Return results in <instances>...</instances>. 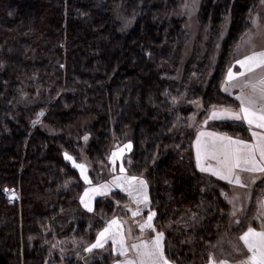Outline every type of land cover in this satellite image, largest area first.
Segmentation results:
<instances>
[{
	"label": "trees",
	"instance_id": "obj_1",
	"mask_svg": "<svg viewBox=\"0 0 264 264\" xmlns=\"http://www.w3.org/2000/svg\"><path fill=\"white\" fill-rule=\"evenodd\" d=\"M260 2L202 0L201 31L211 40L205 53L194 50L179 84L165 77L177 76L188 41L184 20L170 15L178 0H0V264L59 263L49 245L54 237L93 243L113 217L131 220L125 205H136L121 190L96 197L91 212L80 200L106 176L109 148L128 132L126 172L148 182L150 204L140 218L156 213L152 222L173 264L209 263L229 232L230 205L221 194L229 188L198 170L188 128L194 109L176 108L173 98L189 86V99H201L206 109L238 108L222 83ZM118 14L135 17L134 27L123 30ZM84 125L91 185L65 156L82 163L79 147L58 134ZM213 128L251 139L244 123L218 121ZM6 190L19 198L8 199ZM97 253L92 264L124 259L110 240L90 254Z\"/></svg>",
	"mask_w": 264,
	"mask_h": 264
},
{
	"label": "snow or ice",
	"instance_id": "obj_2",
	"mask_svg": "<svg viewBox=\"0 0 264 264\" xmlns=\"http://www.w3.org/2000/svg\"><path fill=\"white\" fill-rule=\"evenodd\" d=\"M261 3H264V0H261ZM252 24L257 31L252 32L250 30L242 38V42L247 48L246 54L237 58L235 64L228 67L222 83L225 92L230 89L239 90L236 94L239 106L234 108L232 106L217 107L214 105L208 117V119L223 118L246 122L248 130L251 131L252 140L234 138L226 133L201 130L198 132L195 141L196 166L200 171L210 172L229 184L241 187H248L241 175L242 172L264 174V47L258 48L254 40L255 35L264 33V24H261L259 18H253ZM239 47L238 45L237 51ZM235 65H239V70H233ZM175 99L174 97L173 100L175 101ZM204 123H207V120ZM84 139L87 140V137ZM125 148L131 150V141L127 143ZM124 150L121 148L111 154L109 159L113 165H115L116 159L123 156ZM65 156L67 159H72L67 153ZM73 163L84 175L86 165L75 161ZM112 170L116 171L115 167ZM119 172L120 175L113 176L111 182L106 181L85 189L80 200L88 211H93L91 201L94 196H106L111 193L113 187L127 192L135 203V208L129 204L125 205V208L132 212L133 218L141 215V205L144 208L148 207L150 204L147 194L148 182L143 177L127 175L123 164H121ZM257 178L256 175H253L252 183H255ZM84 179L91 185V181L86 175H84ZM221 194L233 205V216L237 214L238 210H242V208L237 209L236 207L238 196H229L227 192L223 191ZM117 203L119 204V201ZM258 203L261 209H264V199ZM155 215L156 213L149 209L147 217L142 221L133 219V222L141 230V237L145 229H151L155 232V236L151 239L132 237L133 242L129 244L128 239L132 233L131 227L125 230L123 224L126 222H122L118 217H113L97 234L95 242L88 244L84 251L91 253L94 249H102L110 240L113 251L124 257L123 260H116L115 264H173V261L165 255L164 233L156 231L152 222ZM258 218L262 220L260 229L257 230L255 227L249 226L239 237L248 252L246 258L239 264H264V212ZM234 249L240 250L235 245ZM209 264H229V262L226 259L217 262L210 257Z\"/></svg>",
	"mask_w": 264,
	"mask_h": 264
},
{
	"label": "rangeland",
	"instance_id": "obj_3",
	"mask_svg": "<svg viewBox=\"0 0 264 264\" xmlns=\"http://www.w3.org/2000/svg\"><path fill=\"white\" fill-rule=\"evenodd\" d=\"M201 4H202V0H178L177 9L176 10L172 9L170 12V15L172 18L174 19L179 18V19L184 20V29L188 35V41L182 52V59L180 60L179 65L177 66V72H178L177 76L175 75L172 76L170 74L165 73V77L167 79H172L178 82L179 84L184 82L185 67L188 61L190 60V58L192 57L194 50L200 49L199 51H202V54L205 53L207 51L206 43L211 40L212 34H210L207 31L204 33L210 34L211 36L210 35L205 36L202 34V31H201V25H200V19H199ZM185 5H188V7H185ZM253 18H259L261 24H264V3L260 2L258 9L253 13L252 18H251L250 30L252 32H256L257 30L252 24ZM118 19L122 23L123 30L132 29L136 21L135 17L129 18L123 14H118ZM227 31H228V27H224V29L220 33L219 38L217 39L215 43V50L213 52V59H212L213 68H215L218 63V57L221 53L222 41L226 38ZM254 40L258 48L264 47V33H259L255 35ZM239 46H240L239 50L238 51L236 50V58L240 57V55L247 52V48L243 44L242 41ZM168 68L171 71L175 67L174 65L170 64L168 65ZM188 89H189V86H186L184 87V89H182V91H180L181 95L180 97L177 98L176 101H173V105L176 108H181L183 106H191L194 109V113L188 119V128L192 129L195 135L192 149H193L194 159L196 163L195 141H196L198 132L201 130L217 132L213 128V125H215L218 121L217 119H208L212 111V108L206 109L205 104L201 99H194V100L189 99L188 95L191 94V92H189ZM222 90L224 91V88H222ZM205 120H207V123H204ZM85 128L86 126L84 125L82 128L75 127L65 132L61 130L60 132L58 131V134L61 133V134L66 135L67 137L72 139L74 143L79 147L80 153L82 156V163L86 165V172L84 175H86L89 178V180L92 182L90 178V168H92V164L89 158L87 157V153H86L87 146L90 141L87 135V130H85ZM52 133H55V132H52ZM84 137H87V140H85ZM131 138H132V133L128 132L124 139L122 140L117 139L112 143V145L109 148V157L114 151H117L118 149H121V148L125 149L123 152V156L116 159L115 165H113L112 161L108 157L107 162L104 163L102 167L103 170L105 171L104 175L106 176L102 177L100 180H98L99 182L95 183L94 185L102 184L106 181L111 182L113 176L120 175L119 168L121 164H123L124 168L126 169L127 167L126 163H129V161H131V154L133 151V143L131 141ZM129 141H131L132 143L131 150H127L125 148V146L127 145ZM67 160L73 165H74L73 161L76 162V160L73 157L71 160L70 159H67ZM113 167H115L116 171L112 170ZM77 169L81 174V170L79 168ZM198 170L200 171L199 168ZM202 173L207 174V176H211V177L221 180L220 178L212 174H209L208 172H202ZM126 174L128 175L127 172ZM84 175L81 174L83 180L86 182V180L84 179ZM258 178L255 180V183H252V177L248 178V176L244 175L243 179H244L245 184L248 185V187L232 185V184H229L227 181L222 180L223 182L228 184L229 189L227 193L229 194V196H233V195L238 196V199L236 201V207L237 209L242 208V210H238L237 214L233 216L232 215L233 205L230 204L228 200H226V202L230 205V216H229L230 228H229V232L222 235L219 241V244L215 247L214 253L212 254V258H214L215 260L226 259L227 261H231V262H237V261L240 262L244 260L246 256L248 255L247 249L244 246L243 242L239 240V237L240 235L243 234V232L247 230L249 226L255 227L257 230H259L261 227L262 220L258 219V216L259 214L261 216L262 212L258 211V209H260V204L258 203V201H260L261 199H264V177H261L260 180ZM114 190H121L122 192L127 193L123 191L122 189L116 188V187H113L111 192ZM6 194H7L8 199L12 201H15L17 198H19V194H17L15 191H11V190L6 191ZM147 194H148V188H147ZM98 196L100 195H96L93 197L91 201L92 208L94 205L93 204L94 200ZM141 208L145 210L149 208V205L147 208H144L143 205H141ZM147 215L148 213H145L143 219H145ZM130 217H131V220L129 219V217L128 218L125 217L124 221L126 223L123 224V228L125 227V230H127L129 227H131L132 229L131 236L128 239L129 244L133 242L132 237H141V230L136 223L134 225L133 219L139 220V221H141L142 219L140 218L142 216H137L133 218L131 215ZM145 232L146 231L144 230L143 236L141 238L147 240L149 239V234ZM125 234L127 235V232ZM89 243L90 241H88V238L77 239L73 235H66V236L54 237L53 240L49 242V245H50L51 252L57 253L58 256L61 257V261L56 264H92L94 263V260L96 258H100L98 257L99 256L98 254L100 253L90 254L89 252H85L84 248ZM234 245L238 247L240 250L236 251L234 249Z\"/></svg>",
	"mask_w": 264,
	"mask_h": 264
},
{
	"label": "crops",
	"instance_id": "obj_4",
	"mask_svg": "<svg viewBox=\"0 0 264 264\" xmlns=\"http://www.w3.org/2000/svg\"><path fill=\"white\" fill-rule=\"evenodd\" d=\"M244 54H246V53H244ZM243 55V54H242ZM242 55H240V57H242ZM240 57H238V58H240ZM234 71L235 70H239V65H235V67H234V69H233ZM238 89H230L228 92H225V93H227L228 95H231V96H233L235 99H236V94L238 93ZM237 100V99H236ZM238 101V100H237ZM239 102V101H238ZM217 121H231V122H239V123H244L247 127H248V125H247V123L246 122H243V121H235V120H231V119H217ZM255 130V129H254ZM251 132V131H250ZM251 140H252V134H251ZM250 140V141H251ZM209 174H211L210 172H208ZM241 175H242V177L245 175V176H248V178H251L253 175H256L257 177H259L258 179L260 180V178L261 177H264V174H259V173H257V174H251V173H248V172H242L241 173ZM219 178V177H218ZM258 180V181H259ZM258 211L259 212H264V209H261V207H260V209H258ZM258 215V214H257ZM258 217H260V214H259V216ZM259 219V218H258ZM261 222V221H260ZM262 223V222H261ZM258 226V225H257ZM260 226V225H259ZM124 229H125V227H124ZM148 230L149 229H145V231H147L148 232ZM149 239H151V237H149ZM243 242V241H242ZM212 259H214V258H212ZM215 260V259H214ZM215 261H219V260H215ZM229 262V264H238V262L239 261H237V262H231V261H228Z\"/></svg>",
	"mask_w": 264,
	"mask_h": 264
}]
</instances>
